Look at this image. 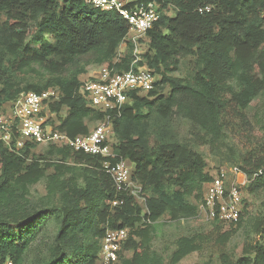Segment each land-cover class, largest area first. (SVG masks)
Masks as SVG:
<instances>
[{"label":"trees","instance_id":"16d2710c","mask_svg":"<svg viewBox=\"0 0 264 264\" xmlns=\"http://www.w3.org/2000/svg\"><path fill=\"white\" fill-rule=\"evenodd\" d=\"M156 2L159 16L142 61L156 80L146 94L132 92L113 121L111 161L129 163L144 207L116 186L102 168L104 158L56 144L33 156L35 144L17 146L15 134L9 143L0 140V264H24L48 226L52 240L38 250V264H96L100 240L117 228L128 230L121 264L158 262L146 239L151 224L164 214L173 220L193 215L212 177L196 147L208 145L219 156L229 135L252 129L246 110L264 98V0ZM127 31L117 13L85 0H0V112L22 92L57 88L47 123L69 137L86 134L88 122L98 124L103 113L77 92L80 78L112 64ZM123 51L119 69L132 59L130 45ZM188 57L189 74L173 75ZM183 123L188 129L181 135ZM233 162L246 176L248 194L264 191V156ZM41 179L48 202L29 208L25 195ZM243 210L244 204L238 227ZM212 227L215 244L226 246L230 231ZM255 232L260 239L245 243L238 257L220 252V264H264V218ZM209 241L204 234L178 237L172 264Z\"/></svg>","mask_w":264,"mask_h":264},{"label":"built area","instance_id":"2783aa9c","mask_svg":"<svg viewBox=\"0 0 264 264\" xmlns=\"http://www.w3.org/2000/svg\"><path fill=\"white\" fill-rule=\"evenodd\" d=\"M89 6L105 12H115L128 25L119 53L131 46V62L127 69H119L115 63L120 54L109 63L96 66L80 78L77 92L88 106L103 113V118L86 134L69 137L65 132L54 129L47 123V105L60 98L57 88L36 92H22L5 110L0 112V140L9 143L15 135L17 146L25 142L35 145H64L79 151L104 158L102 168L113 179L118 188L126 190L137 201L142 200L140 184L131 179V166L125 159L111 161L116 157L112 150L113 121L120 116L130 94H146L153 88L155 74L143 61L146 35L158 19L156 0H85ZM208 9V7H206ZM147 48V45L146 47ZM240 175L243 178L240 179ZM246 176L236 165L218 168L205 183L203 196L197 204L198 213L207 221H218L235 225L243 209V187ZM116 205L117 202H113ZM128 230H107L100 240L99 258L96 264H117L119 250L126 240ZM3 264H12L7 260Z\"/></svg>","mask_w":264,"mask_h":264},{"label":"rangeland","instance_id":"374dc122","mask_svg":"<svg viewBox=\"0 0 264 264\" xmlns=\"http://www.w3.org/2000/svg\"><path fill=\"white\" fill-rule=\"evenodd\" d=\"M170 14V12L168 13ZM146 47V45L144 46ZM142 48L143 52L147 48ZM124 52V51H123ZM122 51L118 54L122 55ZM118 56V55H117ZM191 57L185 58L181 61L178 70L172 74L175 76H187L191 68ZM92 67L88 70H95ZM143 95V94H142ZM8 104L3 107L4 110ZM248 119L252 125V129L242 132L240 134L232 133L228 136L226 146L222 147L221 155H216L210 151L208 145L201 144L196 149L203 155L206 166L205 170L209 174L214 175L218 168L227 165H235L233 160L238 157H243L249 154H257L264 156V98H259L255 106H249L246 110ZM88 126L92 129L95 123L88 122ZM188 124L183 123L180 126V134L184 135L187 132ZM48 145H34L31 148V153L34 156L43 154ZM225 157H228L226 159ZM51 169L48 170L50 172ZM241 179V178H240ZM245 187V186H244ZM243 187V204L244 210L242 215L241 225L231 226L218 221H207L201 216L198 211L187 217L179 219H170L167 214L162 215L155 223L151 224L146 237L151 249L155 252L158 262L154 264H172L171 255L176 249L175 242L181 236H198L204 234L210 237V241L206 242L200 250L193 251L185 255L177 264H220L218 257L220 252H226L228 256L233 258L241 255L245 243L253 242L260 239V234L255 232L256 226L259 224L261 218H264V191L257 194H248ZM44 179L31 185L28 193L25 195L28 200L29 208H38L45 205L48 201L45 197ZM138 203L144 207L142 200ZM219 225L221 232L229 230L230 239L226 246H219L215 244L217 237L210 231L213 225ZM54 227L48 226L38 243L39 247H33L25 257L24 264H38L40 255L38 250L41 246L44 249L48 243L51 242ZM131 252H124V256H130ZM117 264H121L118 262Z\"/></svg>","mask_w":264,"mask_h":264},{"label":"crops","instance_id":"0c3cea01","mask_svg":"<svg viewBox=\"0 0 264 264\" xmlns=\"http://www.w3.org/2000/svg\"><path fill=\"white\" fill-rule=\"evenodd\" d=\"M239 177H240V178H243V175H240Z\"/></svg>","mask_w":264,"mask_h":264}]
</instances>
